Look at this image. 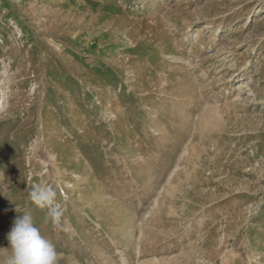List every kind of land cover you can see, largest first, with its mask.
I'll return each mask as SVG.
<instances>
[{"label": "rangeland", "instance_id": "obj_1", "mask_svg": "<svg viewBox=\"0 0 264 264\" xmlns=\"http://www.w3.org/2000/svg\"><path fill=\"white\" fill-rule=\"evenodd\" d=\"M25 212L59 264H264V0H0V248Z\"/></svg>", "mask_w": 264, "mask_h": 264}, {"label": "clouds", "instance_id": "obj_2", "mask_svg": "<svg viewBox=\"0 0 264 264\" xmlns=\"http://www.w3.org/2000/svg\"><path fill=\"white\" fill-rule=\"evenodd\" d=\"M57 196L56 188L43 184L34 185L28 194L33 204L46 210L45 219L50 221L53 230L67 233L69 227L63 221V207ZM15 210L17 212V208ZM7 240L9 246L0 248V264H59L62 258V253L41 235L27 212L14 220Z\"/></svg>", "mask_w": 264, "mask_h": 264}]
</instances>
